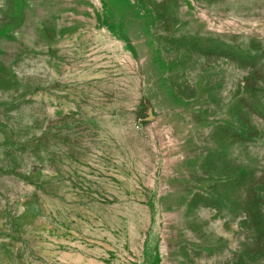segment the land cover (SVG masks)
<instances>
[{"label":"rangeland","instance_id":"rangeland-1","mask_svg":"<svg viewBox=\"0 0 264 264\" xmlns=\"http://www.w3.org/2000/svg\"><path fill=\"white\" fill-rule=\"evenodd\" d=\"M0 264H264V0H0Z\"/></svg>","mask_w":264,"mask_h":264}]
</instances>
